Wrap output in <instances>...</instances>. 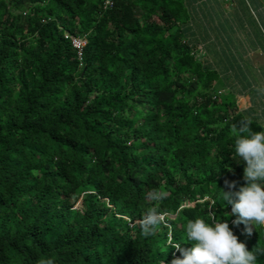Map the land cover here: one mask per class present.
Wrapping results in <instances>:
<instances>
[{
    "label": "trees",
    "instance_id": "obj_1",
    "mask_svg": "<svg viewBox=\"0 0 264 264\" xmlns=\"http://www.w3.org/2000/svg\"><path fill=\"white\" fill-rule=\"evenodd\" d=\"M189 1L0 0V264H171L169 231L191 248L197 217L264 264V226L248 236L220 198L246 186L230 128L264 131V95L242 77L259 103L239 106L242 63L207 47ZM66 34L86 38L82 60ZM154 188L168 215L144 236Z\"/></svg>",
    "mask_w": 264,
    "mask_h": 264
},
{
    "label": "clouds",
    "instance_id": "obj_2",
    "mask_svg": "<svg viewBox=\"0 0 264 264\" xmlns=\"http://www.w3.org/2000/svg\"><path fill=\"white\" fill-rule=\"evenodd\" d=\"M85 38V37H82ZM86 39V38H85ZM264 93V88L258 89ZM252 122L240 120L230 128L234 138L235 155L242 162H246L243 179L246 186L238 191L236 182L225 180L220 198L231 206V215L237 218L233 223L243 224L248 236L253 234L257 226H264V131L253 132ZM167 198V193L159 188L149 189L144 199L151 202V206L135 221L144 236L154 235L159 226L166 222L168 213L161 210L160 202ZM186 235L192 247L184 249L181 244L174 243L173 234L168 233V245L180 251L183 258H176L171 264H256L257 254L249 251L247 246L240 242L229 224L223 220L213 219L207 222L197 217L186 223ZM36 264H55L51 258H40Z\"/></svg>",
    "mask_w": 264,
    "mask_h": 264
},
{
    "label": "rangeland",
    "instance_id": "obj_3",
    "mask_svg": "<svg viewBox=\"0 0 264 264\" xmlns=\"http://www.w3.org/2000/svg\"><path fill=\"white\" fill-rule=\"evenodd\" d=\"M190 4L197 9L194 16L197 27H210L213 29L210 33L222 35L224 40L214 41L222 43L229 49L228 58H234L233 64L242 63L239 70L234 72L238 79L251 78L254 90L264 88V63L254 65L249 63L247 57L249 51H258L264 56V0H201L197 6L192 2ZM211 18L215 21L214 24ZM237 98L242 109L250 105L249 101H246L249 100L248 96L238 93ZM258 103L256 99L254 105ZM254 108L261 113L260 107Z\"/></svg>",
    "mask_w": 264,
    "mask_h": 264
},
{
    "label": "crops",
    "instance_id": "obj_4",
    "mask_svg": "<svg viewBox=\"0 0 264 264\" xmlns=\"http://www.w3.org/2000/svg\"><path fill=\"white\" fill-rule=\"evenodd\" d=\"M199 8V6H198ZM200 10V9H199ZM195 18H193L194 20ZM196 20V19H195ZM211 22L212 24L215 23V21L211 18ZM207 29V31H205ZM216 29V26L215 28ZM210 30L212 31L213 29L210 28V27H203V35H204V41L206 42L207 44V47H209L210 45H213L211 42L215 39L216 41H219V39H223L224 40V37L222 35L218 36L217 34L215 33H210ZM227 37V36H226ZM219 43V42H218ZM247 54H249L247 57L249 59V63H253L254 65H259V64H262L264 63V56L262 55L261 52H248ZM246 54V55H247ZM211 56H214L215 57V54L214 52L211 50V49H208V57L211 58ZM262 82V81H261ZM235 87H236V90L239 94H242L244 96H248L249 97V100H246V101H249L250 105L253 103H255V100L259 99L258 97L255 98L253 96V92L251 89H247L245 88V85L243 84V82L239 80H236V83H235ZM249 107V106H248ZM248 107H245V108H248ZM244 108V109H245ZM263 111V108L261 109Z\"/></svg>",
    "mask_w": 264,
    "mask_h": 264
},
{
    "label": "built area",
    "instance_id": "obj_5",
    "mask_svg": "<svg viewBox=\"0 0 264 264\" xmlns=\"http://www.w3.org/2000/svg\"><path fill=\"white\" fill-rule=\"evenodd\" d=\"M114 7V0H103V9H112ZM66 37H68L71 40V43L73 47L76 49L78 57L80 60H82L83 57V49L84 46L87 43V40L85 38H82L80 36H75L73 34H66ZM196 52L198 54H203L204 53V47H197Z\"/></svg>",
    "mask_w": 264,
    "mask_h": 264
}]
</instances>
